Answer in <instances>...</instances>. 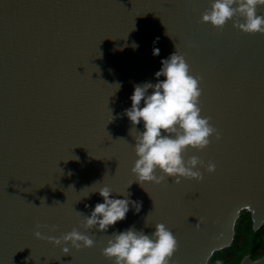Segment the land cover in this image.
Masks as SVG:
<instances>
[{
  "label": "water",
  "instance_id": "95a60500",
  "mask_svg": "<svg viewBox=\"0 0 264 264\" xmlns=\"http://www.w3.org/2000/svg\"><path fill=\"white\" fill-rule=\"evenodd\" d=\"M210 3L0 0V264H113L102 254L108 235L129 226L151 233L159 223L177 240L171 264H209L234 245L244 211L254 231L264 226V34L243 31L239 13L223 27L203 22ZM175 44L219 138L183 153L203 162L202 179L167 177L144 189L133 182L136 130L123 111L135 84L165 79L154 74ZM130 183L139 212L130 207L106 233L84 226L103 202L89 192L106 184L122 198ZM73 229L94 245L68 242L65 253L54 239ZM239 264H264V255Z\"/></svg>",
  "mask_w": 264,
  "mask_h": 264
},
{
  "label": "clouds",
  "instance_id": "9594fccd",
  "mask_svg": "<svg viewBox=\"0 0 264 264\" xmlns=\"http://www.w3.org/2000/svg\"><path fill=\"white\" fill-rule=\"evenodd\" d=\"M260 5H264V0H211L210 7L202 13L201 20L215 27H223L239 13L244 18V22L240 24L243 31L264 34V16L257 14V7ZM166 34L168 35L167 32ZM138 46L136 42L132 43L133 48ZM175 49L167 58H162L161 68L154 74L157 78L164 76L165 79H157L155 83L146 81L135 84L130 96L131 106L123 111V115L131 122L130 132L136 130L134 150L137 159L131 171L135 176L133 182L142 188L146 182L161 183L167 177H173L176 182L181 177L202 179L197 165L203 162L196 156L186 161L183 153L188 147L207 146L213 133L219 138V133L209 123L210 118L201 115L198 106L201 94L198 78L190 74L189 65L184 56L177 52L176 44ZM159 51V48L154 47L153 55H159ZM116 85L118 90L120 84ZM149 89L152 91L149 92ZM114 118L111 110L110 122ZM141 122L143 131H138L136 125ZM207 167L208 171L215 169L212 163ZM157 171L161 175H157ZM132 183L125 192L119 193L122 198L112 196L113 192L106 184L89 192L87 196L98 192L103 202H97L89 215H83L84 226L95 227L106 233L109 226L126 218L130 207L139 212L141 203L132 200L127 191ZM34 235L39 238L42 234L37 230ZM62 242L65 253L70 250L68 242L76 249L94 245V240L89 235L77 229L54 239L57 245ZM176 248L177 240L172 231L159 223L151 233L138 230L135 226H129L123 231H113L108 235L102 254L111 259L113 264H169Z\"/></svg>",
  "mask_w": 264,
  "mask_h": 264
},
{
  "label": "trees",
  "instance_id": "16d2710c",
  "mask_svg": "<svg viewBox=\"0 0 264 264\" xmlns=\"http://www.w3.org/2000/svg\"><path fill=\"white\" fill-rule=\"evenodd\" d=\"M251 219L248 217L243 220V226L237 236L234 245L230 249L223 250L218 255H216L215 260L218 264H239L244 256L251 255L254 258H259L264 255V238L254 236L255 241L249 244L250 247L245 248L244 245L248 243V234L251 230ZM254 235V234H253ZM263 238V240H262ZM235 262H232V260Z\"/></svg>",
  "mask_w": 264,
  "mask_h": 264
},
{
  "label": "flooded vegetation",
  "instance_id": "af4514ba",
  "mask_svg": "<svg viewBox=\"0 0 264 264\" xmlns=\"http://www.w3.org/2000/svg\"><path fill=\"white\" fill-rule=\"evenodd\" d=\"M248 217H250V219H251V214L249 212H247V211H244L242 213V217H241V219H240V221H239V223L237 224V227H236V231H237L236 238L239 235L240 230L242 229L243 220L247 219ZM250 226H251V231L253 232L254 236L257 237V239H259L260 237L264 238V226H262L259 230L254 231L252 219H251ZM258 236H259V238H258ZM263 238H262V240H263ZM254 259H256V258H254Z\"/></svg>",
  "mask_w": 264,
  "mask_h": 264
},
{
  "label": "rangeland",
  "instance_id": "374dc122",
  "mask_svg": "<svg viewBox=\"0 0 264 264\" xmlns=\"http://www.w3.org/2000/svg\"><path fill=\"white\" fill-rule=\"evenodd\" d=\"M249 238H248V243L244 245L245 248H248L250 247L249 244H252L254 241H255V238H254V235H253V232L250 230L249 231V234H248ZM230 249V248H229ZM222 252V251H221ZM220 252H217L215 254V256L212 258L211 262L209 264H218L216 263V260H215V257L216 255H218ZM236 259L232 260V262H235ZM242 261V260H241Z\"/></svg>",
  "mask_w": 264,
  "mask_h": 264
},
{
  "label": "snow or ice",
  "instance_id": "6c2138e0",
  "mask_svg": "<svg viewBox=\"0 0 264 264\" xmlns=\"http://www.w3.org/2000/svg\"><path fill=\"white\" fill-rule=\"evenodd\" d=\"M169 264H171V260H169Z\"/></svg>",
  "mask_w": 264,
  "mask_h": 264
}]
</instances>
